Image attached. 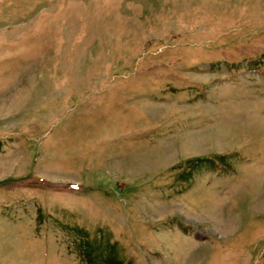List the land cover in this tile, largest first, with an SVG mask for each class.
Here are the masks:
<instances>
[{
  "label": "rangeland",
  "instance_id": "1",
  "mask_svg": "<svg viewBox=\"0 0 264 264\" xmlns=\"http://www.w3.org/2000/svg\"><path fill=\"white\" fill-rule=\"evenodd\" d=\"M0 264H264V0H0Z\"/></svg>",
  "mask_w": 264,
  "mask_h": 264
}]
</instances>
